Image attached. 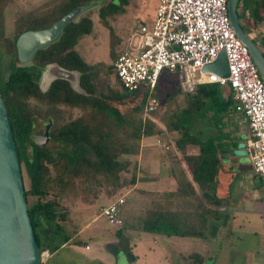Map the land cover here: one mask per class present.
<instances>
[{"label": "trees", "instance_id": "obj_1", "mask_svg": "<svg viewBox=\"0 0 264 264\" xmlns=\"http://www.w3.org/2000/svg\"><path fill=\"white\" fill-rule=\"evenodd\" d=\"M10 1L0 0V24ZM127 3L128 0H111L102 5L99 8L102 23L110 27L108 17L115 15ZM247 4L251 11L240 1L237 12L241 21L243 20V27L256 31L264 22V0H247ZM87 5L88 0H59L43 10L33 11L27 17L20 16L14 24V38L4 37L5 51L12 56L11 63H21L15 46L21 33L49 27L68 12ZM92 25L91 18L81 14L76 20L69 22L54 41L39 48L31 59L32 65L40 69L47 64H57L76 71L79 75V90L73 88L68 80L60 78L53 80L46 90H42L38 83L40 71L33 76L25 68L10 72L7 80L0 86L5 104L6 96L9 95V121L16 142L28 214L40 253L56 250L71 237L61 226L70 213L62 200L71 197L84 204H92L98 198L107 197L112 202L116 196H123L119 195L122 190L131 189L138 180L144 178L137 175L138 163L131 157L140 154L143 139L164 133L151 119H134L132 116L134 111H143L145 92L141 91V100L131 107L132 113L127 117L124 107L138 91H128L122 84L120 90L109 86L106 91H102L94 83L89 65L74 49L78 39L92 30ZM110 36V56L114 63L122 45H119L120 38L111 27ZM261 43L264 45V37H261ZM262 51L264 54V49ZM178 84L180 88L175 89L172 95L180 90L183 92L185 104L181 112L187 121L172 122L167 126V131L180 132V136L172 144L179 152L180 160L185 163L191 179H179L176 190L162 192L161 202L154 200L149 203L143 230L164 235L203 237L207 220L217 216V211L209 204H222L210 192L217 175L219 158L214 140H199L190 132L188 120L198 114L207 102L211 107L215 106L223 111L227 106L233 105L234 101L231 96L225 99L216 83L200 84L193 93L184 92L179 80ZM157 89L158 82L155 95ZM31 100L45 103L50 108L63 106L80 111L74 118L53 124L49 131L51 139L62 142L65 147L72 146L73 150L63 148L54 157L46 146L30 139L31 116L37 112ZM192 147H196L197 152H192ZM101 186L104 187L102 193L99 191ZM143 192L150 194L149 191ZM175 200L178 208L172 211ZM103 206L105 205L101 209ZM116 235L119 250L129 260H134L136 255L129 238L122 234L120 228ZM186 259L190 264H205L204 256L198 252L188 254Z\"/></svg>", "mask_w": 264, "mask_h": 264}, {"label": "rangeland", "instance_id": "obj_2", "mask_svg": "<svg viewBox=\"0 0 264 264\" xmlns=\"http://www.w3.org/2000/svg\"><path fill=\"white\" fill-rule=\"evenodd\" d=\"M57 1L59 0H11L8 3L3 12L0 24V85L8 73L15 69L25 68L33 76L41 71L40 68L35 67L32 63H22L19 64L20 66L13 61L11 63L12 56L8 55L5 51L4 37L14 38L16 34L14 24L20 16L27 17L33 11L43 10L52 6ZM109 1L111 0H88V5L91 7L82 14L88 15L91 18L93 24L92 30L82 35L74 45V49L89 65L90 74L94 83L102 91H106L109 86L117 90L122 88L110 56V27L113 29L114 34L120 38L121 43L119 45H122L132 28L138 26L140 23H151L159 3V0H128V3L123 5L120 11L108 17L110 25L108 27L102 23L99 17V8L102 5H106ZM112 1L114 2V0ZM261 27V29H258L260 34H257V36L253 35V38L258 43H260L259 38L264 37V25ZM243 28L247 30V27ZM178 80L180 81L179 74H172L167 71H163L158 80L156 96L159 106L154 112L147 114L148 117L145 118L151 119L164 133L161 136L154 135L143 139L141 155L132 156L131 159L136 160L138 165H141L142 174H149L156 171L160 173L161 178L156 182L143 180L139 185L140 188L152 190L158 186L166 187L164 186L167 180L165 173L167 172V165L169 166L170 163H166L164 158L168 156V151H173L171 141L180 136V132L178 131H167V126L172 122L187 121L185 115L181 112L185 104L183 92L180 90V92L172 95L175 89L180 88ZM167 94L170 96H167ZM141 97V91L133 94L124 107L125 116L129 117L131 115V107L137 105ZM30 102L37 110L31 119L34 123V127L31 129L32 136L35 133L43 132V122L47 116L54 119V124H59L76 117L80 113L77 109H70L63 106L55 107V110L45 109L42 103L34 100ZM210 106V103L207 102L198 116H201L203 113L207 115L206 111L209 110L207 108H210ZM235 115L236 112L231 104L221 113H216L213 116H216V118L219 117V120L221 122L223 121V123H230L235 126L237 124V121L234 120ZM132 116L134 119L144 118L142 110L134 111ZM197 128L198 125L194 128L189 127L190 132L196 136L198 135V133L196 134ZM205 129L206 133H210L212 132L213 125H207ZM148 142L151 143L147 144ZM46 147L51 150L54 157L63 148L67 151L74 149L72 146L65 147L62 142L53 139L48 141ZM159 156L163 158L161 164H157L155 160ZM174 169L176 170L175 167ZM23 174L25 182L27 183L25 172ZM181 177L179 176L178 178ZM99 191L102 193L104 187H99ZM126 192L127 190H122L119 195ZM117 198L118 196L114 200ZM150 200L151 198L148 195H143L138 191L133 190L127 194V202L123 209L122 227L120 229L122 234L129 238L132 251L136 255V258L131 261L124 254L127 262L131 264H190L181 255L198 252L204 256V262L206 264H264V242L259 243L256 237L249 234L246 235L244 231H241L239 237L232 236V241H227L224 236H220L221 238L219 236L212 237V228L206 225L203 228V232L208 239L207 241L203 240L201 242H195L190 237H166L162 233L143 231L141 226L144 224L145 212L148 209ZM109 202L110 199L107 197L98 198L92 204H84L71 197L62 200V203L70 209V213L68 214L67 221L63 222L61 226L65 232L75 238L71 243V248L75 251L73 253L70 252L71 257H69V261L72 258L71 260H75V262H84L77 257L81 255L87 259L95 255L103 261H108L104 254L100 252L99 248L101 247L103 251H109L111 254H115L119 249L117 246L118 237L116 235V231L119 228L109 224L101 214V206L107 205ZM257 237L260 236L258 235ZM85 243H88L89 249H85ZM41 244L43 245L42 239ZM67 248L60 250L61 248L59 247L57 250H50V252L56 251L57 253L55 252L52 255L49 262L55 261L57 254L62 255L66 252ZM94 262L98 261L94 260ZM118 264L123 263L120 260Z\"/></svg>", "mask_w": 264, "mask_h": 264}, {"label": "built area", "instance_id": "obj_3", "mask_svg": "<svg viewBox=\"0 0 264 264\" xmlns=\"http://www.w3.org/2000/svg\"><path fill=\"white\" fill-rule=\"evenodd\" d=\"M227 1L159 0L152 22L132 28L113 66L125 89L146 93L144 118L159 106L155 87L163 71L179 74L186 93L207 83L228 88L234 111L248 122L246 147L253 171L264 180V81L230 24ZM223 49L229 76L203 71ZM125 201V196H119L102 207L101 214L109 224H122ZM50 255L42 252L41 263Z\"/></svg>", "mask_w": 264, "mask_h": 264}, {"label": "crops", "instance_id": "obj_4", "mask_svg": "<svg viewBox=\"0 0 264 264\" xmlns=\"http://www.w3.org/2000/svg\"><path fill=\"white\" fill-rule=\"evenodd\" d=\"M243 5H247L248 11H251L247 0H240ZM251 7V5H250ZM243 21V20H242ZM241 21V22H242ZM152 22V21H151ZM243 23V22H242ZM264 25V22L261 23ZM259 25L257 30H252L247 27L246 32L251 34L252 36H257L260 34L258 29H261L262 25ZM258 32V33H257ZM261 36V35H260ZM258 39V38H257ZM260 43H261V38ZM255 40V38H254ZM258 43V41H256ZM262 48L264 45H261ZM223 93V97L226 99L228 96L233 98L231 92H229L228 88L220 87ZM234 101V99H233ZM211 107V106H210ZM209 109L207 115L203 113L201 116L198 114H194L188 120L189 127H196V136L199 140L207 141V140H214L215 145L217 147V156L219 158V166L217 175L211 184L210 192L214 194L217 198H219L222 202L220 206H215L213 203L209 205L212 206L217 211V216L209 217L207 220V226L212 228L211 236H224L225 240L232 241V236L240 235L241 231H244V234H249L253 237L257 238L259 243L264 242V180L260 178L255 172L253 171L252 161L250 152L246 147V142L249 138V128L247 120L239 113L236 112L234 116V120L237 121L235 126L231 125L230 123L226 124L219 120V117H214V114L221 113L215 106ZM213 112V114H212ZM211 115V116H209ZM194 124V125H193ZM207 125H213L212 132L206 133L205 127ZM194 135V133H192ZM173 140L171 141L172 145ZM151 142H148L149 144ZM245 143L243 149L246 150L247 153H243L240 155H234L233 151L239 149V144ZM173 151L167 153V157L164 158L165 162H169L170 165H167V172L165 173V177L167 180L164 183V186H158L155 189H143L140 188L139 185L141 181H151L156 182L159 181L161 176L159 172L153 171L149 174H142L141 173V165L138 166L137 175L140 177H144L143 180H138L135 185L127 190L126 193L122 194L125 196V204L127 202V194L134 191H138L143 195H146L144 191H149L150 194H147L151 200L149 203L155 201L161 202L162 201V192H170L176 190L178 186V180L187 178L188 180L191 179V175L185 165V163L180 160L179 152L172 146ZM192 152H197L196 147L191 148ZM141 155V151L140 154ZM152 155V154H151ZM153 157V156H152ZM155 159V158H154ZM157 164H161L163 158L157 157L156 159ZM178 166V167H176ZM176 168V170L174 169ZM169 169V170H168ZM182 176L181 178H178ZM197 193L200 194V191L197 189ZM192 200V198H191ZM111 202V201H110ZM109 202V203H110ZM176 204L171 207L172 211H175L177 207V200L174 201ZM124 204V206H125ZM123 206V209H124ZM122 209V215L124 210ZM123 218V216H122ZM144 225V224H143ZM143 225L141 226L143 228ZM122 225L118 228H121ZM204 230V229H203ZM144 231V230H143ZM240 231V232H239ZM204 234V232H203ZM260 237H257V236ZM178 235H166V237H172ZM203 235L200 236H181V237H190L193 241H207V236ZM221 238V237H220ZM223 238V237H222ZM197 239V240H196ZM75 240L72 236L70 239L63 243L60 246V250L67 248L66 252L62 255L57 254L55 261L49 262L52 258V255L55 254L56 251L50 252L51 255L43 261L42 264H118L121 260L123 264H131L127 262L124 256V253L121 250H117L115 254H111L109 251L104 253L103 248H99L100 252L104 254L105 258L108 261H103L100 257L92 256V258H86L84 256H77L80 260L84 262H75V260L69 261V257H71L70 252H74L75 250L71 248V243ZM170 242V241H169ZM74 246V245H73ZM88 243H85V249H89L90 247L86 248ZM69 249V250H68ZM57 250V249H56ZM71 250V251H70ZM57 253V252H56ZM107 253V254H106ZM180 254V253H179ZM190 254V253H189ZM188 255V254H187ZM185 254L181 255L182 258L186 259ZM62 256V257H61ZM94 260L98 262H94ZM69 261V262H68ZM205 263V262H204ZM206 264V263H205Z\"/></svg>", "mask_w": 264, "mask_h": 264}, {"label": "water", "instance_id": "obj_5", "mask_svg": "<svg viewBox=\"0 0 264 264\" xmlns=\"http://www.w3.org/2000/svg\"><path fill=\"white\" fill-rule=\"evenodd\" d=\"M240 0H228L227 9L230 24L237 37L247 46L260 76L264 81V54L261 44L255 42L251 34L243 28L237 8ZM91 6L77 8L49 27L27 30L21 33L16 41L17 57L21 63H27L34 53L54 41L64 27L76 20ZM203 71H212L220 76L228 77V61L223 49L218 58L204 66ZM78 73L65 69L57 64H48L41 73V84L49 85L55 79H65L73 88L79 90ZM47 122L43 134L36 135L35 141L40 145L49 140ZM234 155L247 153L245 143H240ZM41 253L37 244L32 223L28 214V207L24 195V186L18 158L16 143L7 113V108L0 93V264H41Z\"/></svg>", "mask_w": 264, "mask_h": 264}, {"label": "flooded vegetation", "instance_id": "obj_6", "mask_svg": "<svg viewBox=\"0 0 264 264\" xmlns=\"http://www.w3.org/2000/svg\"><path fill=\"white\" fill-rule=\"evenodd\" d=\"M8 55H9V53H7ZM27 63H31V60L30 61H28ZM20 64H22V63H20ZM48 65V64H47ZM46 66V65H45ZM44 66V67H45ZM44 67L43 68H41V71H40V77H39V86H40V88L42 89V90H46V88L50 85H46V84H41V73H42V71H43V69H44ZM8 76H9V73H8V75H7V77L5 78V80L3 81V82H5L6 80H7V78H8ZM3 82L1 83V85L0 86H2V84H3ZM6 98H7V102H6V108H7V113H8V117H9V95H7L6 96ZM40 103V102H39ZM44 106H45V109H53V110H55V107H53V108H50V107H48L45 103H44ZM57 107H59V106H57ZM31 119H32V116H31ZM49 120L51 121V123H50V127H49V131H50V129L52 128V126H53V124H54V119L53 118H51V117H49V116H47L46 117V119L44 120V122H43V124H44V130H43V132L42 133H35L33 136L31 135V130H30V138H31V140H33V141H35V136L36 135H41V134H43L44 133V131H45V129H46V124H47V122H49ZM31 122H32V125H31V129L34 127V123H33V121L31 120ZM50 137V136H49ZM49 140H51V138H49ZM48 140V141H49ZM48 141L46 142V144L48 143ZM36 142V141H35ZM16 143V142H15ZM38 144V143H37ZM46 144H44V145H41V146H46ZM40 145V144H39Z\"/></svg>", "mask_w": 264, "mask_h": 264}]
</instances>
